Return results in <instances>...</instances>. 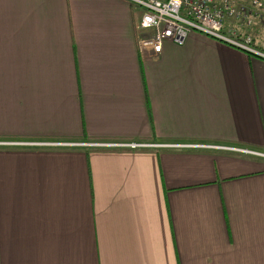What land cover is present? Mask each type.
Returning <instances> with one entry per match:
<instances>
[{
  "label": "crops",
  "instance_id": "0c3cea01",
  "mask_svg": "<svg viewBox=\"0 0 264 264\" xmlns=\"http://www.w3.org/2000/svg\"><path fill=\"white\" fill-rule=\"evenodd\" d=\"M138 20L123 0H0V139L264 152V60L196 32L140 52ZM0 264H264V158L0 148Z\"/></svg>",
  "mask_w": 264,
  "mask_h": 264
},
{
  "label": "built area",
  "instance_id": "2783aa9c",
  "mask_svg": "<svg viewBox=\"0 0 264 264\" xmlns=\"http://www.w3.org/2000/svg\"><path fill=\"white\" fill-rule=\"evenodd\" d=\"M139 9L136 47L161 54L164 43L180 45L190 32L200 33L264 60L255 46L257 25H264V0H123ZM103 142V143H102ZM97 143V144H96ZM100 146L109 149H213L264 158V152L240 146L205 143H146L141 141L66 142L56 140L0 139V148L57 149L66 146Z\"/></svg>",
  "mask_w": 264,
  "mask_h": 264
},
{
  "label": "trees",
  "instance_id": "16d2710c",
  "mask_svg": "<svg viewBox=\"0 0 264 264\" xmlns=\"http://www.w3.org/2000/svg\"><path fill=\"white\" fill-rule=\"evenodd\" d=\"M80 138H81V140H84L86 142H97L98 141V140L97 141H90V140H88L87 137H80ZM58 141L79 142L80 139H75V140H58ZM57 149L58 150L83 151L84 153H87L88 151H92V150H99V148L94 147V146H85V147H81V146H66V147H59Z\"/></svg>",
  "mask_w": 264,
  "mask_h": 264
},
{
  "label": "rangeland",
  "instance_id": "374dc122",
  "mask_svg": "<svg viewBox=\"0 0 264 264\" xmlns=\"http://www.w3.org/2000/svg\"><path fill=\"white\" fill-rule=\"evenodd\" d=\"M263 3H264V1H263ZM263 5V4H262ZM261 8H262V6H261ZM262 12V11H261ZM79 142H83V143H88V142H86V141H84V140H80ZM143 142H146V143H156V142H153V141H143ZM103 143V142H102ZM97 144V143H96ZM86 145H84V146H81V147H85ZM97 147H100V146H97ZM104 149H109V148H104Z\"/></svg>",
  "mask_w": 264,
  "mask_h": 264
}]
</instances>
